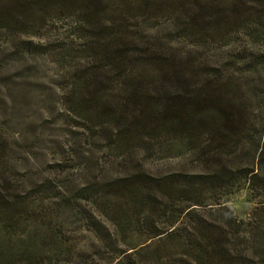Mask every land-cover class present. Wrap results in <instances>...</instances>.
<instances>
[{
  "label": "trees",
  "instance_id": "trees-1",
  "mask_svg": "<svg viewBox=\"0 0 264 264\" xmlns=\"http://www.w3.org/2000/svg\"><path fill=\"white\" fill-rule=\"evenodd\" d=\"M137 2L0 0V29L33 34L31 28L45 20L43 12L57 11L99 29L102 37L85 41L77 51L89 63L75 66L68 76V112L82 122L88 139L108 140L106 153L114 156L168 137L186 151L190 172L115 179L120 186L113 203L134 205L135 226L145 236L113 255L112 264H140L143 251H149L153 264H264V116L249 110L250 97L236 78L244 72L236 70L243 59L198 61L173 45L163 51L136 41L122 15L139 7ZM223 4L232 14L218 26L224 21L236 30L263 27L264 0ZM33 45L45 46L26 43ZM256 56L264 58V52ZM252 62L254 68L260 63ZM240 190L249 206L244 216L229 205ZM6 192L0 190V216L9 229L19 225V218L28 223L32 214L36 219L45 214L42 208L30 209L35 201L29 194ZM38 202L44 203L41 194ZM122 215V224L132 223L128 210ZM9 242L13 245H0V264H92L77 258L66 237L31 234Z\"/></svg>",
  "mask_w": 264,
  "mask_h": 264
},
{
  "label": "rangeland",
  "instance_id": "rangeland-1",
  "mask_svg": "<svg viewBox=\"0 0 264 264\" xmlns=\"http://www.w3.org/2000/svg\"><path fill=\"white\" fill-rule=\"evenodd\" d=\"M137 1L139 7L122 15L136 41L163 51L173 45L198 61L220 63L242 57L236 70L244 72L236 78L250 97L249 110L264 116V58L256 56L264 52V25L236 30L223 21L218 26L232 14L225 0ZM42 15L45 20L38 29L31 28L33 34L0 29V190L13 197L29 194L35 201L30 209L42 208L45 218L32 214L28 223L19 218V225L9 229L0 216V245H13L10 240L15 243L31 234L66 237L81 261L112 264L113 255L145 236L135 226L134 205L128 200L113 203L120 186L115 179L144 172L180 175L192 171V165L183 146H175L170 137L150 140L125 156L106 153V139H88L82 122L64 104L65 87L73 68L89 63L77 51L85 41H98L102 33L76 23L75 14ZM194 22L197 26L192 29ZM27 41L45 46L27 47ZM256 58L260 63L254 68ZM93 63L100 66L98 60ZM229 205L244 216L249 207L245 191L232 195ZM126 210L132 223L125 226L121 222ZM148 252L140 254V264L154 263Z\"/></svg>",
  "mask_w": 264,
  "mask_h": 264
}]
</instances>
